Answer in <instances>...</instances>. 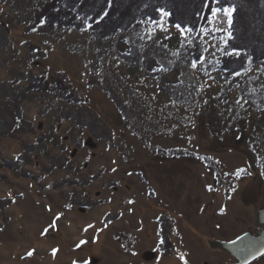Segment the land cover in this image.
<instances>
[{
    "label": "rangeland",
    "instance_id": "obj_1",
    "mask_svg": "<svg viewBox=\"0 0 264 264\" xmlns=\"http://www.w3.org/2000/svg\"><path fill=\"white\" fill-rule=\"evenodd\" d=\"M5 2L0 107L8 92L24 99L21 126L0 141V264H183L180 253L188 264H234L237 258L212 242L262 228L264 62L233 86L224 57L211 55L224 47L221 33L193 32L190 47L170 21L152 39L140 25L112 40L49 23L32 32L45 0ZM192 47L206 57L197 69L186 62ZM43 75L52 90L22 94ZM60 80L92 100L66 97ZM223 84L233 90L217 98ZM212 112L216 132L206 120ZM242 125L245 132L232 130ZM238 168L250 175H225ZM59 212L57 229L41 235ZM90 223L95 227L83 231ZM80 240L87 243L75 248ZM30 249L34 256L21 259Z\"/></svg>",
    "mask_w": 264,
    "mask_h": 264
},
{
    "label": "trees",
    "instance_id": "obj_2",
    "mask_svg": "<svg viewBox=\"0 0 264 264\" xmlns=\"http://www.w3.org/2000/svg\"><path fill=\"white\" fill-rule=\"evenodd\" d=\"M87 1L88 0H83V3L76 7L77 0H45L37 15V21L41 17H47L50 25L55 23L67 28L78 29V22L74 19L76 14H95L105 7L104 0ZM0 3L3 5L4 12L7 3L5 0H0ZM231 3L237 5L238 14L234 16V39L230 41V45L239 46L243 52H246L248 56L252 57V64H245L244 66L253 68L257 64L264 62V0H231ZM145 5H148V7L145 8ZM156 6H166L167 10L174 13L169 19L171 24L182 20L184 21L182 26H192L196 30L194 32H199L201 29L210 27L205 20H201L196 15L197 11L200 9L201 0H114V6L109 10L110 18H106L99 26L94 25V30L91 31L100 39H103V36H107L108 38L104 40H112L113 37L118 36L122 30L133 27L136 19L142 18L145 14H154L153 9ZM56 8H59L60 11H54ZM202 15L207 16L208 10L205 9ZM17 22L19 21L15 20L14 25H8L9 29L12 31H14V27L18 29L19 25H17ZM12 26L14 27L12 28ZM191 46L193 45L190 44V47ZM195 48L192 47L188 50V53H192V55L189 57L187 54V63H190V60L198 54L195 52ZM226 62V58H224L221 64V68L225 75L233 82V86L241 84L239 77H234L229 74L232 69L243 72L240 60L230 63L228 67L225 68ZM59 83L66 97L79 102L86 101V103L92 100L90 95L84 98L78 95L77 91L72 89V87L63 80H60ZM51 85V78L47 77V75L39 76L26 86L22 94L44 89L52 90ZM223 86L217 98L233 90L228 84ZM20 93L21 91L19 94ZM19 94L18 92H8V94L5 95L7 103L0 107L3 112L0 118V141L4 136L13 134L16 131L17 128L15 126L17 120H19L21 126L23 117L20 113L19 103L24 97ZM3 95L4 93H0V97ZM90 104L92 105V103ZM7 113H9L10 118L6 116ZM206 120L207 124L213 129L212 132H216L215 127L218 124L219 118L212 112L206 115ZM242 126L243 128L241 129L239 127L234 129V127H232V130L245 132L246 127L244 125ZM14 128L15 131H13ZM219 131L222 132V128ZM33 151L30 153L32 156L35 155Z\"/></svg>",
    "mask_w": 264,
    "mask_h": 264
},
{
    "label": "snow or ice",
    "instance_id": "obj_3",
    "mask_svg": "<svg viewBox=\"0 0 264 264\" xmlns=\"http://www.w3.org/2000/svg\"><path fill=\"white\" fill-rule=\"evenodd\" d=\"M83 0H77L76 7L79 6V4H82ZM105 7L95 14H76L74 16V19L78 22V29L81 32H88L90 30H94V25L99 26L101 22L105 21L106 18H110L109 10L114 6V0H104ZM148 5H145V8H147ZM207 9L208 15L204 16L202 15L203 11ZM0 11H3V9H0ZM54 11L59 12L60 9L56 8ZM154 14H145L142 18L136 19L134 27L137 25L140 26H146L148 28V32L146 35L149 39H152L153 34L155 31H168V25L169 19L173 16V12L167 10L166 6H156L153 9ZM238 14V7L236 4L231 3V0H201V6L200 9L197 11L196 15L201 19L205 20L206 23L212 27L210 28H204L201 29L199 32H197V35L207 36V35H213L215 36L216 33H221V40L224 44L223 48L215 47V51L211 52V55L213 57H216L217 53L220 54L221 57L226 58V64L225 68L228 67V65L232 62H235L237 60H240L241 62V68H243V72L238 71L236 69H232L229 73L230 75L234 77H240L242 75H247L251 68L245 67V64H252L253 58L248 56L246 52H243L242 49L239 46L236 45H230V41L234 39V16ZM220 22V26H215L216 22ZM49 21L47 17H41L37 22L36 25L31 27L32 32H37L39 29L44 28L46 24H48ZM224 23H226V27H224ZM184 24V21L176 22L174 24H171V27L175 28L177 32L179 33L180 37L184 39H188V43L192 44L193 41L189 39L191 34L196 31L194 27L192 26H182ZM53 28L57 27L58 25L53 23L51 25ZM95 38V37H94ZM107 36H103V39H107ZM167 38V37H166ZM140 39H144L143 36L140 37ZM184 39L180 40V47H184ZM134 43V42H133ZM207 43V41H205ZM143 47V46H141ZM162 47L166 48L167 45H162ZM132 49L129 48V52L131 53ZM204 52H208L209 49L207 47L203 48ZM178 53H173V55H177ZM192 53H188V56L190 57ZM243 57V59H242ZM206 62V57L203 54L198 53L194 59L190 60V65L192 69H197L198 65L202 66ZM216 63H219V60H216ZM213 67H215V64H213ZM9 83H12V81H9ZM206 103V102H205ZM237 104L240 103V101H236ZM16 128L20 127V122L17 120ZM15 131V128L13 129ZM19 156H16L15 159L19 160ZM113 172L116 171V169H112ZM249 174L247 172L246 168H238L235 170L234 173H225L226 176L229 175H235L237 179H240L243 174ZM264 175V173H261ZM131 175V173H129ZM44 177H41L43 179ZM52 185H49V188H51ZM208 190H212V186H208ZM233 193L237 191L236 188L232 189ZM22 195V194H20ZM8 198L12 203H15V198L12 196L11 192L8 193ZM231 198V197H230ZM129 204L135 203V201L129 200ZM65 209L71 210L73 207L72 203H67L63 206ZM51 210V209H49ZM63 216V212H59L56 214V216L51 221L50 225L44 229V231L41 233V235H47L49 232V229L56 230L57 229V221L61 219ZM95 226L93 224H88L83 231L87 232L89 229L94 228ZM105 227H107V224H105ZM217 227H220V225H217ZM3 229H0V232H2ZM102 231V229L98 230ZM162 232V230H161ZM239 241L240 247L238 251L241 254L243 264H252V261L258 260L260 258H264V245H257L255 241H245L242 237H237V240L232 241L231 243L235 245ZM87 241L80 240L76 245L75 248H81L83 245H85ZM157 244L160 246H163L165 244V238L162 234H157ZM35 249H30L26 252L24 256H21V259H26L34 256ZM59 249L53 248L51 250V255L55 257L58 253ZM157 253H159L160 248L157 247L154 249ZM132 255H136L135 252L132 253ZM179 259L183 262V264H188V260L186 259V254L180 253ZM72 264H81L80 261H72ZM82 264H89V261L85 260L82 262Z\"/></svg>",
    "mask_w": 264,
    "mask_h": 264
},
{
    "label": "water",
    "instance_id": "obj_4",
    "mask_svg": "<svg viewBox=\"0 0 264 264\" xmlns=\"http://www.w3.org/2000/svg\"><path fill=\"white\" fill-rule=\"evenodd\" d=\"M257 217H258V225H261L262 228L258 232L247 231L239 235L238 237H242L245 241H255L257 245H264V208L257 209ZM237 240V237L233 240H225V241H213V247L221 248L224 251L229 252L237 258V261L234 264H243V260L240 252L238 251L240 244L239 241L235 245L231 242Z\"/></svg>",
    "mask_w": 264,
    "mask_h": 264
},
{
    "label": "bare ground",
    "instance_id": "obj_5",
    "mask_svg": "<svg viewBox=\"0 0 264 264\" xmlns=\"http://www.w3.org/2000/svg\"><path fill=\"white\" fill-rule=\"evenodd\" d=\"M88 1H89V0H88ZM88 1H87V2H88ZM117 1H118V0H117ZM96 11H97V10H96Z\"/></svg>",
    "mask_w": 264,
    "mask_h": 264
}]
</instances>
